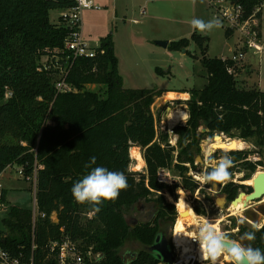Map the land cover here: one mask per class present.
Listing matches in <instances>:
<instances>
[{"label":"trees","instance_id":"obj_1","mask_svg":"<svg viewBox=\"0 0 264 264\" xmlns=\"http://www.w3.org/2000/svg\"><path fill=\"white\" fill-rule=\"evenodd\" d=\"M230 1L242 4L249 12L262 5L260 0ZM75 5L76 0H0V176L14 165L23 168L27 176L43 167L37 176L36 219L33 211L9 205L3 220L5 230H0V247L14 258L28 260L33 256L36 264H57L49 244L69 238L81 252L98 255L97 264H160L145 249L154 244L166 222L175 221L177 210L163 197L152 199L157 191L174 189L158 181L159 169L173 166L182 178V189L196 193L199 184L188 177V167L184 165L195 166L196 143L213 133L236 132L240 139L263 138L264 92L259 88H240L229 73L232 62L210 58L209 38L197 31L191 40L171 42L172 51L198 59L188 51L195 44L207 74L203 89L186 91L190 99L183 102L189 119L185 126L174 128L181 148L175 164L174 148H162L156 142L152 113V106L165 91L123 87L112 34L101 40L94 59L73 60L66 82L77 92L59 93L55 88L57 78H53L58 72L39 71L44 57L68 56L63 53L64 45L76 28L72 29L62 16L52 22L50 15ZM226 36L230 37L228 32ZM233 67L237 74L249 68ZM156 71L166 75L159 68ZM87 85H100L105 91H89ZM202 127L204 131L200 133ZM167 137L162 135L164 140ZM233 142L238 147L229 155L241 157L239 150H244L245 144L237 139ZM135 145L144 150L147 163V173L138 174V178L129 172L130 149ZM93 156L96 165L92 167L123 172L129 185L115 201L104 202L98 213L90 204L77 203L71 193L73 184L90 170L85 165ZM131 157L139 162L137 170L144 167L138 148L131 149ZM212 183L207 181L206 187ZM223 193L233 201L239 187L229 183ZM2 194L8 207L4 190ZM142 202L153 204L154 218L132 229L126 215ZM90 214L92 217L88 218ZM53 215L57 216V223L53 222ZM240 232L244 234L245 229ZM251 232L256 239L246 241L264 251V227ZM131 240L144 249L135 261L125 263L120 252Z\"/></svg>","mask_w":264,"mask_h":264},{"label":"rangeland","instance_id":"obj_2","mask_svg":"<svg viewBox=\"0 0 264 264\" xmlns=\"http://www.w3.org/2000/svg\"><path fill=\"white\" fill-rule=\"evenodd\" d=\"M91 1L98 9L86 10L82 13L81 30L83 39L94 48L99 46L101 39L112 34L116 44L119 71L125 89H175L176 92L185 93L190 89H203L205 87L207 84V74L202 64L197 61L201 54L200 49L195 44L192 43L188 51L196 54L198 59L192 58L188 54H184V52H174L169 46L167 48L160 47L157 43L166 41L170 43L182 39L191 40L193 33L197 31L191 26V20L199 18L209 21L214 17L207 0ZM60 14L61 12L58 11L51 12V21L57 22ZM262 24L264 39V8ZM197 32L209 38L208 56L210 58L221 59L231 56V49L236 42V37H227L222 23L219 28L211 32ZM55 61L56 59L53 56L44 57L41 59V65L55 64ZM158 67L162 68L166 75H159L156 71ZM253 69L257 70L253 66H250L246 72L240 73L237 77L239 87L242 89H258L260 86L264 90V62L260 66V69L258 68L259 76ZM58 77L56 74L53 78ZM73 89L77 92L74 87ZM86 89L95 92L105 91V87L100 85H87ZM185 98L186 96H182V99ZM180 109H185L184 111L187 112L189 119L186 104L183 101L169 102L166 100V94L158 98L152 106V113L156 120V142H160L162 148H174L172 153L175 164L179 162L178 155L181 148L179 137L174 134L173 128L169 127L168 121L170 114ZM188 119L177 126H185ZM163 127L165 130H162ZM203 131L204 128L202 127L200 133H203ZM166 134L168 137L165 140L162 139V135ZM216 134L218 133L207 134L196 143L193 149L195 166L192 165L188 168L187 175L192 180L194 178L191 174L201 176L202 178L206 177L208 169L216 167L225 156H228L233 162L232 166L228 169L230 177L225 181H211L214 182L212 184L219 186L218 193L213 190L212 185L209 188L206 187V180L204 185L196 193L192 194L182 189V178L180 179L178 170L173 166L169 168L171 174L177 178L178 183L171 186L174 189H164L155 192L152 199L163 197L167 203L175 205L177 217L174 222H166L162 226L161 232H168L171 227H174L178 223L179 217H183L179 216L180 206L182 202L187 201L192 205L194 211H199V213L195 211L196 214L208 220L210 225L218 224L220 221L219 227L222 235L231 241L248 246L250 244L246 240L240 239L243 236L241 232H244H240V230L242 228L245 229V232L259 230L258 227H263L264 222L259 224V222L247 221L243 210L233 211L230 205H226L225 208L220 209L216 205V200L217 195L221 196L224 187L232 181H250L258 172H264V135L261 139H240L236 132L232 135L219 134L223 137L221 141L226 147L213 151L211 149V142H214ZM234 139L240 140L245 144V149L239 150L243 153L241 157L229 155L230 151L236 152V148L238 147L233 142ZM174 140L175 144L177 143V147H172L170 144V141L174 142ZM132 148H138L145 161L144 150L142 151L136 145L132 146ZM131 149L129 172L137 174L138 178V174L145 175L147 173V163L145 161L144 167L137 170L139 162L131 157ZM184 165L191 164L187 163ZM251 169H254V171ZM0 183L1 189L5 191L6 200L9 203L7 209L0 210V230H5L3 220L7 217L9 205H16L34 211L37 189L35 192L34 182L26 181L23 176L18 174L17 169L12 168L3 173ZM219 183H221V186ZM88 218L91 217L88 216ZM126 218L128 224L132 225L133 228L138 223L152 221L154 218L153 204L148 202L139 203L131 212L127 213ZM52 220L54 223H57V216L53 215ZM229 237H233L234 239H230ZM142 249H144L142 245L131 240L124 245L120 253L122 257H126L133 253H138ZM219 262L222 264L232 263V261L226 260L224 256L220 258ZM196 264H211V260L198 261Z\"/></svg>","mask_w":264,"mask_h":264},{"label":"built area","instance_id":"obj_3","mask_svg":"<svg viewBox=\"0 0 264 264\" xmlns=\"http://www.w3.org/2000/svg\"><path fill=\"white\" fill-rule=\"evenodd\" d=\"M209 5L213 11V16L218 18L223 24L226 31L225 33L228 32L230 37H236V42L231 49V56L221 59L223 61H230L233 65L238 67L252 66L250 59H254V61L262 64L264 62V39L261 32V21L264 6H256L249 12L242 4L230 0H209ZM93 9L97 10L98 8L93 5L91 0H76L75 7L61 12L60 14V16L68 19L72 29L76 28L64 45L63 53L67 52L69 54L66 57H62L59 54L54 55L53 58L56 59L55 64H43L42 67L39 68L40 72H58L57 75L59 77L56 79L55 88L59 93L75 92L73 87L66 82L73 65V60L82 57L94 59L98 55V49L91 47L83 39L81 30L82 13L86 10ZM233 65L229 67V73L234 75L237 79L240 74H237ZM162 130H165V128L163 127ZM170 144L172 147H177V143L175 144V142L170 141ZM185 166L190 168L191 165ZM42 168V166H39L35 169L33 175L29 176L25 175L23 168L19 167L18 169V174L23 176L26 181L34 182L35 192L37 189L38 169ZM191 176L194 178L193 181L199 184L200 189L206 181L205 176L203 178L195 174H191ZM158 181L167 186H173L175 183H178L177 178L166 168L159 169ZM2 190L0 186V210H5L7 206L3 200ZM33 215L35 220L37 217L36 200ZM89 217H92V214H90ZM198 238L199 236H196L191 239V246H198L199 241L196 240ZM172 245L175 255L174 264H196V262H198L191 254H187L188 256L183 255L182 248H178L174 243H172ZM49 250L56 255L57 264H97L100 259V257L93 254L92 251L88 253L81 252L76 244L69 238L61 242H50ZM0 264H36V262L33 256L28 260L14 258L8 251L0 247Z\"/></svg>","mask_w":264,"mask_h":264},{"label":"clouds","instance_id":"obj_4","mask_svg":"<svg viewBox=\"0 0 264 264\" xmlns=\"http://www.w3.org/2000/svg\"><path fill=\"white\" fill-rule=\"evenodd\" d=\"M191 26L200 32H211L221 26V21L213 17L209 21L199 18L191 20ZM232 159L225 156L220 163L209 172L205 179L207 181H225L230 177L228 169L232 166ZM96 165V158H90L86 168L90 170L82 178L76 181L71 193L74 200L80 204H90L93 212L98 213L101 205L106 201H115L120 192L126 190L129 185L127 177L123 172L112 171L103 166L92 167ZM241 240L254 241L256 239L254 232H245ZM201 246L207 247L211 264H216L219 256L227 253L232 264H264V251L259 248H253L250 245L245 246L239 242L231 241L226 236L216 233L208 225L201 227L199 238L196 239Z\"/></svg>","mask_w":264,"mask_h":264},{"label":"bare ground","instance_id":"obj_5","mask_svg":"<svg viewBox=\"0 0 264 264\" xmlns=\"http://www.w3.org/2000/svg\"><path fill=\"white\" fill-rule=\"evenodd\" d=\"M184 110H181V109L176 110L170 114L169 121H168L169 127L174 128L178 124L183 123L188 119V114ZM212 142H211L212 144L211 149L213 151L218 150V149L221 150L220 148L226 147L224 146V143L221 141V139H215L214 142L213 143ZM259 173L260 172H258L257 175ZM249 185H253V180L249 181ZM245 202H246V198L245 196H242L241 200L231 204L232 210L242 211L244 209ZM180 207H181V210L179 212L180 214L179 216H183V217L182 218L179 217L178 223H176V225L174 226V232H173L174 237L172 238V241L178 248L183 249V255L188 256L187 254H191L193 258H195L197 261H206L208 259L206 257L209 256L206 245L201 246L199 242L197 247H193L191 246V239L193 237L199 236L200 229L204 225H208L216 233L221 234L220 227H219V223L221 224V222L219 221L218 224L210 225L208 220L201 218L196 214V212L192 208V205L187 201L182 202ZM223 256L226 258V260L232 261L231 257L227 255L226 253H224L223 255L219 256L216 264H222L221 262H219V260Z\"/></svg>","mask_w":264,"mask_h":264},{"label":"water","instance_id":"obj_6","mask_svg":"<svg viewBox=\"0 0 264 264\" xmlns=\"http://www.w3.org/2000/svg\"><path fill=\"white\" fill-rule=\"evenodd\" d=\"M158 46L167 48L169 46V42H158ZM219 134H216L214 136V139H217ZM253 185H252V193L246 195L244 193H240L236 199L228 203L225 196H219L216 200V205L222 209L225 208L226 205H230L232 203H235L239 200H241L242 196H245L246 202L244 209L248 207L250 203L256 202L257 200H260L264 197V172H260L258 175L255 174L252 177ZM212 188L214 191L218 193L219 186L217 184H212ZM129 225V224H128ZM130 228H133L132 225H129ZM174 232V227H171L169 229L168 234L165 233H159L155 239L154 244L151 247L146 248L145 250L152 253L153 256L157 261L164 264H174L175 263V255L172 250V244L170 243V238H172ZM227 254V253H226ZM228 255V254H227ZM138 256V253H133L129 256L124 257V262L126 263L129 261H135ZM232 264V263H228Z\"/></svg>","mask_w":264,"mask_h":264},{"label":"flooded vegetation","instance_id":"obj_7","mask_svg":"<svg viewBox=\"0 0 264 264\" xmlns=\"http://www.w3.org/2000/svg\"><path fill=\"white\" fill-rule=\"evenodd\" d=\"M231 183H233L239 187L240 193H244V194L248 195V194L252 193V191H253L252 185H249V180L248 181L243 180L241 182H237L234 180ZM222 195L226 197L228 203L231 202L228 200L226 194L222 193ZM218 197H219V195H217V198ZM243 212H244L245 219L247 221H253L255 223L259 222V224H262L264 222V197L261 198L260 200H257L256 202L250 203L246 209H243ZM263 227H264V225H263ZM263 227H258V229L260 230ZM168 232H169V230H168ZM168 232H166L165 234H168ZM172 237H174V236H172ZM170 243L172 244L171 238H170ZM172 250L174 252L173 245H172Z\"/></svg>","mask_w":264,"mask_h":264},{"label":"crops","instance_id":"obj_8","mask_svg":"<svg viewBox=\"0 0 264 264\" xmlns=\"http://www.w3.org/2000/svg\"><path fill=\"white\" fill-rule=\"evenodd\" d=\"M205 1V0H204ZM208 1V3H209V0H207ZM261 2H262V6H264V1L263 0H260ZM264 8V7H263ZM262 22H263V11H262ZM261 32H262V37H263V24H262V26H261ZM102 40V39H101ZM113 40H114V38H113ZM171 43V42H170ZM170 43H169V45H170ZM100 44H101V42H100ZM100 44H99V46H97V47H94V48H99L100 47ZM114 44H115V42H114ZM91 46V45H90ZM91 47H93V46H91ZM115 53H116V44H115ZM185 54V53H184ZM192 56H194V57H196L197 55L196 54H192V53H190ZM117 56V55H116ZM118 58V57H117ZM198 62H200L199 60H197ZM250 61H251V63H252V66H253V68H256L257 70H255V69H253V70H255V72L258 74V76H259V69H260V66L262 65V64H259L258 62H256V61H254V59H250ZM259 64V65H258ZM159 68V67H158ZM259 68V69H258ZM159 69H161V70H163L162 68H159ZM164 71V70H163ZM120 72V71H119ZM259 86V85H258ZM259 89L261 90V91H263L264 92V90H262L261 89V87L259 86ZM160 90V89H159ZM161 90H163V91H165L164 92V94H166V100L167 101H169V102H172V101H186V100H189L190 99V95L187 93V92H185V93H180V92H176L175 91V89H161ZM172 96H186V98L185 99H182V98H179V97H172ZM17 169V171H18V166L17 165H14L13 167H8L6 170H5V172H7V170L8 169ZM4 172V173H5ZM2 176H3V174L0 176V180H1V178H2ZM0 186H1V183H0ZM1 188H2V186H1ZM7 201V200H6Z\"/></svg>","mask_w":264,"mask_h":264}]
</instances>
